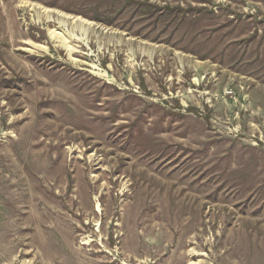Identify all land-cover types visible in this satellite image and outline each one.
<instances>
[{"label":"rangeland","instance_id":"374dc122","mask_svg":"<svg viewBox=\"0 0 264 264\" xmlns=\"http://www.w3.org/2000/svg\"><path fill=\"white\" fill-rule=\"evenodd\" d=\"M191 262L264 264V0H0V264Z\"/></svg>","mask_w":264,"mask_h":264},{"label":"bare ground","instance_id":"6f19581e","mask_svg":"<svg viewBox=\"0 0 264 264\" xmlns=\"http://www.w3.org/2000/svg\"><path fill=\"white\" fill-rule=\"evenodd\" d=\"M70 16H71V15H70ZM66 17H67V15H66ZM71 18H75V20H76V19H80V17H74V16H73V17L71 16ZM82 20H83V19H82ZM10 132H12V131H10ZM12 134H13V133H12ZM12 136H14V134H13ZM191 264H195V263H192V262H191Z\"/></svg>","mask_w":264,"mask_h":264}]
</instances>
